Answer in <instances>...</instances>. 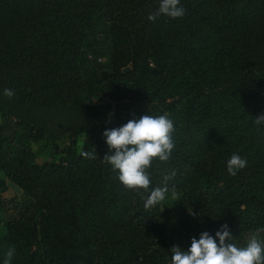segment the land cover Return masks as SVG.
I'll return each instance as SVG.
<instances>
[{"label":"trees","instance_id":"16d2710c","mask_svg":"<svg viewBox=\"0 0 264 264\" xmlns=\"http://www.w3.org/2000/svg\"><path fill=\"white\" fill-rule=\"evenodd\" d=\"M181 6L150 21L158 0H0V264H171L173 246L225 224L238 246L264 241V0ZM99 98L51 162H35L40 127L9 122ZM145 113L173 121L174 148L147 190L127 189L102 133ZM233 154L247 161L235 175ZM8 182L19 194L2 196Z\"/></svg>","mask_w":264,"mask_h":264},{"label":"clouds","instance_id":"9594fccd","mask_svg":"<svg viewBox=\"0 0 264 264\" xmlns=\"http://www.w3.org/2000/svg\"><path fill=\"white\" fill-rule=\"evenodd\" d=\"M181 0H158V7L148 15L150 21L164 15L179 18L184 15ZM6 96H12L10 89H5ZM257 125H264V114L255 116ZM173 121L165 114L149 115L128 120L119 127L106 128L102 135L110 154L103 159L118 173V180L127 189L147 190L151 181L148 169L154 158L167 161L174 148L172 133ZM83 156L89 153L83 152ZM247 161L238 154H233L226 162L227 171L235 175L236 171L246 166ZM168 177L162 186L154 187L144 200V207L150 208L164 201L169 193ZM171 196L177 193L172 190ZM171 264H264V241L251 235L246 244L238 246L233 242V235L228 225H221L214 235L203 231L199 237H193L187 249L173 246ZM11 250L8 256L11 257ZM3 264H8L4 261Z\"/></svg>","mask_w":264,"mask_h":264},{"label":"rangeland","instance_id":"374dc122","mask_svg":"<svg viewBox=\"0 0 264 264\" xmlns=\"http://www.w3.org/2000/svg\"><path fill=\"white\" fill-rule=\"evenodd\" d=\"M95 103L106 104L109 102L105 98L94 99L90 103L85 102V107L75 111L30 107L14 108L9 122L11 124L25 122L38 126L44 131L47 138L44 137L43 140L32 145L35 152V162L42 164L51 162L58 157L57 153L70 143L72 131L81 126L87 119L89 106ZM82 140V135L76 138L77 151L80 150ZM0 179H4L2 174H0ZM12 194L13 191L7 188L2 196L10 198ZM3 220L4 217L0 214V236L5 232L2 225Z\"/></svg>","mask_w":264,"mask_h":264},{"label":"water","instance_id":"95a60500","mask_svg":"<svg viewBox=\"0 0 264 264\" xmlns=\"http://www.w3.org/2000/svg\"><path fill=\"white\" fill-rule=\"evenodd\" d=\"M129 68L123 69V72L128 71ZM8 188H10L14 193L19 194V190L10 182L7 183Z\"/></svg>","mask_w":264,"mask_h":264}]
</instances>
